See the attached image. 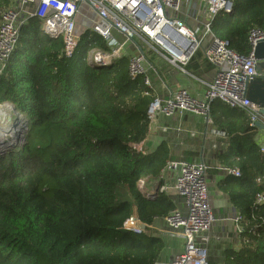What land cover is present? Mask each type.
Wrapping results in <instances>:
<instances>
[{
	"label": "trees",
	"instance_id": "16d2710c",
	"mask_svg": "<svg viewBox=\"0 0 264 264\" xmlns=\"http://www.w3.org/2000/svg\"><path fill=\"white\" fill-rule=\"evenodd\" d=\"M231 13L213 17V33L240 53L250 51L252 27L264 29V0H232ZM11 0H0L2 11ZM111 51L94 31L80 35L72 57L61 38L43 33L41 20L22 26L16 49L0 77V104L25 116L23 144L0 152V264H155L166 240L124 229L136 213L146 222L168 215L176 201L147 197L138 187L170 160L165 141L153 151L137 145L148 136L152 99L144 77L129 75V56L110 65L88 61L89 51ZM228 146L221 166L240 176L219 183L243 219L238 246L209 245L210 264H264V153L246 111L217 121Z\"/></svg>",
	"mask_w": 264,
	"mask_h": 264
},
{
	"label": "built area",
	"instance_id": "2783aa9c",
	"mask_svg": "<svg viewBox=\"0 0 264 264\" xmlns=\"http://www.w3.org/2000/svg\"><path fill=\"white\" fill-rule=\"evenodd\" d=\"M82 3H87L95 10L98 18L94 31L108 40L112 47L111 51L91 49L88 61L92 64L107 66L115 59L128 55L123 53L124 45L137 38L154 43L164 55H169L167 58L173 64H186L195 51L207 42L205 55L215 66L216 73L202 98L192 95L185 87L177 88L166 98L152 96L146 54L139 52L128 55L129 75L132 79L143 76L144 84L149 87L146 94L152 96L147 110L148 134L160 114L169 116L191 112L212 122L210 113L215 100L243 109L249 114L250 125L258 127L256 122L263 119L261 106L250 99L248 89L250 82L259 75V59L255 52L258 43L264 41V29L257 26L250 29V51L244 54L231 48L229 41L216 36L211 28L216 14L233 11L232 0H11L10 5L2 11L0 21V77L17 47L22 26L34 16L41 20L43 33L61 38L64 55L72 57L80 43V36L76 32V16ZM205 11L208 13L206 17ZM192 19L196 20L195 25L191 24ZM115 31L120 32L121 39ZM1 107L14 110L10 102L0 104ZM142 145L143 142L137 148L141 150ZM261 151L264 153V144H261ZM175 167L177 173L173 185L163 184L159 192L175 201L176 197L181 200L182 206H176L163 219L167 224L164 231L181 237L184 247L170 263L155 264H210L209 232L219 217L215 213L209 190V165L204 161L172 160L162 171ZM221 169L225 175L242 174L237 167L221 166ZM164 174L160 176L161 179L165 177ZM152 182L153 179L149 177L138 181V187L147 197L151 194L147 189ZM263 203L264 192H261L255 205ZM242 219L241 214L233 216L238 234L244 231ZM123 228L143 234L149 232L152 225L134 213L125 220Z\"/></svg>",
	"mask_w": 264,
	"mask_h": 264
},
{
	"label": "crops",
	"instance_id": "0c3cea01",
	"mask_svg": "<svg viewBox=\"0 0 264 264\" xmlns=\"http://www.w3.org/2000/svg\"><path fill=\"white\" fill-rule=\"evenodd\" d=\"M206 16H208L207 11H205ZM97 18L96 12L87 3H82L76 16L77 34L80 36L86 31H94ZM195 23H197L196 20L192 19L191 24L195 25ZM115 33L121 39L120 32L115 31ZM206 46L207 42H204L202 47L195 51L186 64L181 62L173 64L167 58L169 55H164L154 43H147L141 38L128 41L124 45V49L130 56L139 52L146 54L147 75L151 82L150 92L152 96L166 98L177 88L185 87L192 95L202 98L216 73L215 66L208 61L205 55ZM242 110L241 108L231 107L221 100H215L210 113L212 122H208L205 117L191 112L169 116L160 114L143 142L148 151H153L161 142L165 141L170 149L171 157L169 161L182 159L204 161L209 165V190L215 213L219 217V220L209 232L211 236L210 244L238 246L241 240L236 229V223L233 220V216L238 212L229 197L219 189V183L227 175L221 169L216 156L218 150L225 149L228 146L227 133L218 126L217 121L220 119L227 121ZM219 131L223 134L220 135ZM256 138L259 143L264 144L263 129H259ZM163 172H165V177L161 179L160 176ZM176 173L177 168L175 167L172 170L164 169L157 177H149L153 179V182L148 185L147 191L154 193L158 190L159 193L158 188L161 185H173ZM175 199L177 206H182L180 198L176 197ZM222 218L226 219L222 220ZM151 225L152 228L149 233L162 235L167 243L164 256L158 262L170 263L172 258L183 250L184 240L164 231L167 229V224L163 217L156 218Z\"/></svg>",
	"mask_w": 264,
	"mask_h": 264
},
{
	"label": "rangeland",
	"instance_id": "374dc122",
	"mask_svg": "<svg viewBox=\"0 0 264 264\" xmlns=\"http://www.w3.org/2000/svg\"><path fill=\"white\" fill-rule=\"evenodd\" d=\"M93 11L95 12L94 9H93ZM123 53L124 54L126 53L125 49L123 50ZM258 71H259V75L264 74V72H263L264 71V60H260L258 62ZM27 128H28V126H27V121H26L25 116L18 115L15 110L10 109V111L8 112L7 115H5V116L1 115L0 116V152L4 153L9 148L15 146V144H17V145L23 144L25 141V133L27 131ZM7 130H10V131L7 134H5V132ZM11 130L13 132L19 131V133L17 132L16 134H19V136H20V138L17 139L16 141H14L13 143L11 141L16 137V134H12ZM3 134H4V136H3ZM1 141H4L3 144L1 143ZM7 143H11V144H9L6 147L2 146V145L7 144ZM12 144H14V145H12ZM211 244H216V243H211ZM211 244H210V246H211ZM172 251H174V250H172Z\"/></svg>",
	"mask_w": 264,
	"mask_h": 264
},
{
	"label": "water",
	"instance_id": "95a60500",
	"mask_svg": "<svg viewBox=\"0 0 264 264\" xmlns=\"http://www.w3.org/2000/svg\"><path fill=\"white\" fill-rule=\"evenodd\" d=\"M140 50L142 51L141 46H140ZM255 54L259 59V61L264 60V41L258 43ZM248 96L250 97V99H252L254 102L258 103L261 106L260 113L262 114L263 119L257 121L256 126L264 130V74L258 75L252 82H250L248 89ZM14 110L17 112L18 115H20V113L17 111L15 106H14ZM157 194H158V190L155 191L154 193H151L149 197H154Z\"/></svg>",
	"mask_w": 264,
	"mask_h": 264
},
{
	"label": "bare ground",
	"instance_id": "6f19581e",
	"mask_svg": "<svg viewBox=\"0 0 264 264\" xmlns=\"http://www.w3.org/2000/svg\"><path fill=\"white\" fill-rule=\"evenodd\" d=\"M8 112H9V110L7 109V108H4V107H1L0 108V116L1 115H3V116H5V115H7L8 114ZM10 130H7L6 132H5V134H7L8 132H9ZM19 133V131H15V132H13L12 130H11V133L12 134H16V133ZM3 136H4V134H3ZM13 136V135H12ZM13 138V137H12ZM20 138V136H19V134H16V137L11 141L12 143L14 142V141H16L17 139H19ZM3 142L4 141H1V143L3 144ZM9 144H11V143H7V144H4V145H2L3 147H6V146H8ZM2 147V148H3Z\"/></svg>",
	"mask_w": 264,
	"mask_h": 264
}]
</instances>
